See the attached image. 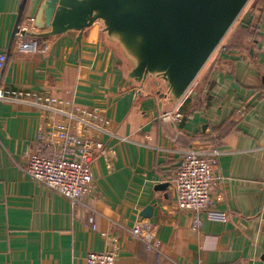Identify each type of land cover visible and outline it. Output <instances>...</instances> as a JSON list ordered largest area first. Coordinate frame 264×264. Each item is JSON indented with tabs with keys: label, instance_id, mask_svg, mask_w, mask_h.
Masks as SVG:
<instances>
[{
	"label": "crops",
	"instance_id": "0c3cea01",
	"mask_svg": "<svg viewBox=\"0 0 264 264\" xmlns=\"http://www.w3.org/2000/svg\"><path fill=\"white\" fill-rule=\"evenodd\" d=\"M40 1H26L19 23ZM21 2L0 0V89L59 102L0 99V264H86L89 251L111 249L116 264H264V0L248 1L171 108L180 122L162 119L165 99L125 76L97 23L80 41L75 32L15 34ZM83 111L102 130L83 126ZM58 121L107 150L90 162L92 189L79 203L26 172L30 152L57 148L38 131ZM210 148L220 153L211 204L194 227L173 179L186 150ZM147 205L151 216L139 215ZM139 220L151 224L152 247L130 234Z\"/></svg>",
	"mask_w": 264,
	"mask_h": 264
},
{
	"label": "water",
	"instance_id": "95a60500",
	"mask_svg": "<svg viewBox=\"0 0 264 264\" xmlns=\"http://www.w3.org/2000/svg\"><path fill=\"white\" fill-rule=\"evenodd\" d=\"M26 1L15 34L37 41L75 32L80 41L86 29L100 22L125 62V76L140 88L153 89L170 105L164 111H171L249 0H41L34 19L38 31L18 27ZM151 214L147 205L139 215Z\"/></svg>",
	"mask_w": 264,
	"mask_h": 264
},
{
	"label": "built area",
	"instance_id": "2783aa9c",
	"mask_svg": "<svg viewBox=\"0 0 264 264\" xmlns=\"http://www.w3.org/2000/svg\"><path fill=\"white\" fill-rule=\"evenodd\" d=\"M34 19L35 16L22 19L18 25L19 29L34 31L36 29ZM97 24L101 29L100 22H97ZM5 61L6 55L0 54V68H3ZM189 89L181 98L179 104L184 101ZM0 99L32 103L48 109L52 108L49 105L51 102H59L54 97H42L35 92L4 89H0ZM82 113L85 117L76 118L83 126L102 130L90 119L96 118L95 115L88 111ZM160 116L164 120L180 122L183 114L178 107L173 111H164ZM52 127V130L47 133L40 128L38 137L48 145H57V148L49 154H44L40 150L30 152L26 172L33 180L45 184L73 203H79L92 189L93 177L90 162L97 153L105 156L107 150L99 138L90 135L77 136L72 134L68 131L66 124L61 121L56 122ZM219 154L216 148L186 150L174 175L176 205L180 210L192 213L194 227L201 224L198 213L208 210L211 204V193L215 183ZM150 231L151 224L139 220L134 222L130 234L135 238L144 239L148 242V247H152V242L147 239ZM116 250L89 251L86 254V264H116Z\"/></svg>",
	"mask_w": 264,
	"mask_h": 264
}]
</instances>
